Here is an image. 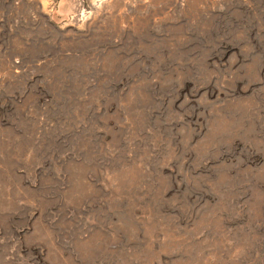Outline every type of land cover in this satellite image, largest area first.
<instances>
[{
  "label": "rangeland",
  "instance_id": "rangeland-1",
  "mask_svg": "<svg viewBox=\"0 0 264 264\" xmlns=\"http://www.w3.org/2000/svg\"><path fill=\"white\" fill-rule=\"evenodd\" d=\"M0 264H264V0H0Z\"/></svg>",
  "mask_w": 264,
  "mask_h": 264
}]
</instances>
